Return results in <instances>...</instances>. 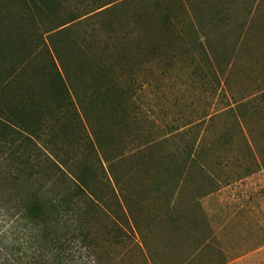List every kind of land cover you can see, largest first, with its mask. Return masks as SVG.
I'll use <instances>...</instances> for the list:
<instances>
[{
  "label": "trees",
  "instance_id": "trees-1",
  "mask_svg": "<svg viewBox=\"0 0 264 264\" xmlns=\"http://www.w3.org/2000/svg\"><path fill=\"white\" fill-rule=\"evenodd\" d=\"M72 1L16 0L23 17L0 16V247L1 224H20L33 250L22 264H57L47 254L69 240L89 241L108 211L139 231L143 208L129 192L128 174L181 133L136 146L131 160L118 142L139 129L138 101L154 81L153 67L163 61L172 68L185 57L198 64L201 57L210 81L220 85L225 73L214 38L231 24L226 0H95L86 15L68 14ZM42 20L53 26L36 46L27 33ZM74 27L91 31L73 42ZM194 73H202L199 65ZM196 148L187 146L175 154L187 157L183 163L166 167L176 181L165 200L170 214ZM145 164L157 168L151 159ZM10 257L0 264H13Z\"/></svg>",
  "mask_w": 264,
  "mask_h": 264
},
{
  "label": "rangeland",
  "instance_id": "rangeland-1",
  "mask_svg": "<svg viewBox=\"0 0 264 264\" xmlns=\"http://www.w3.org/2000/svg\"><path fill=\"white\" fill-rule=\"evenodd\" d=\"M15 1L8 7L9 2L1 0L0 16L23 17ZM226 1L225 15L231 24L220 28L222 37L214 38L218 62L225 71L220 85L206 78L209 71L201 57L198 64L185 57L172 68L159 62L152 70L153 83L140 94L139 129L119 138L126 160H131L136 146L151 144L170 130L181 132L146 156L145 163L151 159L157 168L148 166V170L140 161L128 174L129 192L143 208L140 233H132L108 211L111 217L100 216L89 241H67L62 251L53 249L47 254L51 261L264 264V4L260 0ZM96 8L95 0H73L67 13L86 15ZM52 26L38 21L32 27L37 31L35 39L28 30L30 43L41 46L40 36ZM90 31L74 27L68 38L74 42ZM197 65L200 75L194 73ZM192 145L197 147L196 162H188V172L180 182L182 190L171 197L174 211L170 214L165 200L176 181L166 167L182 164L187 157L175 154ZM1 228L5 238L0 259L11 256L13 264L26 262L33 251L29 249L31 236L20 224H1ZM115 229L120 233L118 239L112 233Z\"/></svg>",
  "mask_w": 264,
  "mask_h": 264
}]
</instances>
